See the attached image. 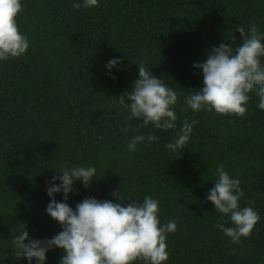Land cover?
<instances>
[{
	"label": "trees",
	"instance_id": "16d2710c",
	"mask_svg": "<svg viewBox=\"0 0 264 264\" xmlns=\"http://www.w3.org/2000/svg\"><path fill=\"white\" fill-rule=\"evenodd\" d=\"M83 0H22L18 25L29 39L20 59L0 62V264H28L14 256V238L27 226L30 239H51L62 229L46 212L47 186L62 167L94 166L88 188L75 182L66 201L73 210L88 197L111 200L120 187L123 203L159 200L161 225L175 219L165 264H264V110L253 93L244 118L190 109L186 97L203 88L202 70L213 46L242 42L235 29L254 23L264 32V0H98V7L74 9ZM235 38V39H234ZM112 59L120 63L109 70ZM141 62L178 95L176 128H137L117 111L131 91ZM117 99V100H116ZM196 121L186 148L173 142L183 122ZM156 135L129 152L135 135ZM241 181L240 206L261 219L239 244L214 225L229 217L206 200L217 166ZM60 181H56L59 185ZM55 199L63 202L62 194ZM62 250L47 253L59 264ZM33 264H36L33 261ZM142 264V262H137Z\"/></svg>",
	"mask_w": 264,
	"mask_h": 264
},
{
	"label": "clouds",
	"instance_id": "9594fccd",
	"mask_svg": "<svg viewBox=\"0 0 264 264\" xmlns=\"http://www.w3.org/2000/svg\"><path fill=\"white\" fill-rule=\"evenodd\" d=\"M74 9L85 10L98 7V0H83L73 3ZM23 11L22 0H0V62L22 58L29 49V39L18 25ZM242 42L233 47V43L224 42L213 46L207 53V59L194 67L202 70L203 88L193 90L185 98L180 109H190L194 114L201 111L222 116L244 118L248 111L250 94L258 97V108L264 110V32H260L254 23L248 29L241 24L235 29ZM235 39V38H234ZM120 63L112 59L106 67L111 70ZM138 66L139 78L135 80L131 91L124 92L117 103L116 112L129 113L122 132L129 131L131 121H142L137 128L168 131L176 128L175 107L178 95L172 87L152 75L143 62ZM197 123L185 120L176 133L173 142L165 148L175 153L183 151L188 144L193 127ZM153 134L135 135L127 145L129 152H135L137 145L147 140L151 145L158 141ZM51 183L47 186L50 202L47 214L56 221L61 231L51 239L35 240L29 238L27 226L12 238L14 256H22L28 264H45L47 253L54 249L62 250L59 264H165L169 259L167 251L168 234L175 233V219L163 225L159 218V200L145 196L143 201L132 200L123 203L120 187L111 193L117 203L111 200L99 201L88 197L78 203L73 210L66 202L73 192L75 182L81 181L88 188L97 177L94 166L62 167L54 171ZM217 180L206 197L214 205L215 212L229 217L231 227L223 223L214 225L231 241L239 244L241 238H250L260 221V215L249 205L240 206L244 196L241 181L233 179L224 170L223 164L217 166ZM60 181L59 185L56 181ZM62 194L63 202L55 199Z\"/></svg>",
	"mask_w": 264,
	"mask_h": 264
}]
</instances>
